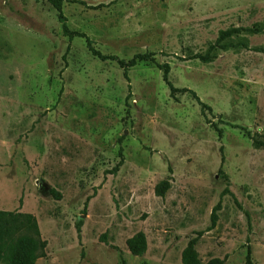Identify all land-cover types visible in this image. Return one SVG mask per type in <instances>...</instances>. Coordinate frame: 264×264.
<instances>
[{
	"label": "rangeland",
	"instance_id": "1",
	"mask_svg": "<svg viewBox=\"0 0 264 264\" xmlns=\"http://www.w3.org/2000/svg\"><path fill=\"white\" fill-rule=\"evenodd\" d=\"M80 1L63 9L71 31L155 63L128 82L48 3L0 0V211L35 216L36 264H183L193 239L201 264H264V0ZM231 28L252 31L195 59ZM166 64L211 110L171 97ZM138 233L142 257L127 247Z\"/></svg>",
	"mask_w": 264,
	"mask_h": 264
},
{
	"label": "trees",
	"instance_id": "2",
	"mask_svg": "<svg viewBox=\"0 0 264 264\" xmlns=\"http://www.w3.org/2000/svg\"><path fill=\"white\" fill-rule=\"evenodd\" d=\"M48 3L57 13L59 22L62 25L63 35L69 40L74 38H83L86 40L87 48L93 57L106 62L112 61L116 62L122 69H124V75L128 82L130 79L128 77V71L135 68L141 63H155L154 54H138L133 57L130 61L120 60L116 56H105L99 51H97L92 40L83 33L73 32L70 30L67 24V18L64 15V6L66 3H74L82 6H86V3L80 0L69 1V0H37ZM245 31L242 28H231L228 30H223L219 33V37L214 45H212L206 55H198L195 59L200 60L202 63L209 64L212 63L215 57L212 55L214 50L221 43L234 36L240 35ZM164 71L163 79L168 85L171 97H175L177 93H191L197 103L204 110H211L209 106L204 104L198 95L189 89H177L169 81L170 66L164 65L161 67ZM131 96L130 86L129 95L127 100ZM122 165L120 162L111 172L115 174L119 171V167ZM171 185L169 182H164L157 185L155 192L157 195H163L170 189ZM55 193V192H53ZM221 210V203H219L212 212L211 215V226L210 229H214L218 222V212ZM80 231V230H79ZM197 239H193L189 242L187 248L184 250L182 255L183 264H201L199 259V254L196 250ZM47 242L42 239L39 230L38 222L34 215L26 214L21 212H3L0 211V264H36L39 259L46 257ZM127 247L131 254L135 257H142L147 251V241L143 233H138L131 239L127 241ZM208 264H224L223 261L219 259H214ZM247 264L250 262V252L247 255Z\"/></svg>",
	"mask_w": 264,
	"mask_h": 264
}]
</instances>
